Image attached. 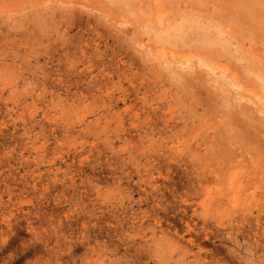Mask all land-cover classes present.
<instances>
[{"label": "rangeland", "instance_id": "374dc122", "mask_svg": "<svg viewBox=\"0 0 264 264\" xmlns=\"http://www.w3.org/2000/svg\"><path fill=\"white\" fill-rule=\"evenodd\" d=\"M260 9L0 0V264H264Z\"/></svg>", "mask_w": 264, "mask_h": 264}, {"label": "bare ground", "instance_id": "6f19581e", "mask_svg": "<svg viewBox=\"0 0 264 264\" xmlns=\"http://www.w3.org/2000/svg\"><path fill=\"white\" fill-rule=\"evenodd\" d=\"M260 10H261V12H263V11H264L263 9H260ZM256 12H257V11H256ZM210 31H211V30H210ZM205 34H207V32H206V31H205ZM208 34H209V31H208ZM206 38H207V39H209V40L211 39V37H210V36H208V37L206 36ZM206 38H205V39H206ZM182 58H183V56L180 58V60H183ZM181 62H182V64H183V63H184V64L186 63L185 61H184V62H183V61H181ZM188 62H189V61H188ZM232 86H236V85L233 83V84H232ZM245 97H246V98H248L247 96H244V98H245Z\"/></svg>", "mask_w": 264, "mask_h": 264}]
</instances>
